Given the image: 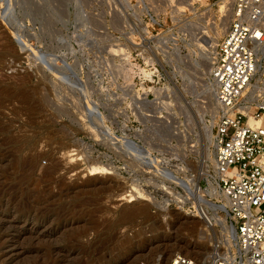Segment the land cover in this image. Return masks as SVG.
<instances>
[{
    "label": "rangeland",
    "instance_id": "1",
    "mask_svg": "<svg viewBox=\"0 0 264 264\" xmlns=\"http://www.w3.org/2000/svg\"><path fill=\"white\" fill-rule=\"evenodd\" d=\"M220 2L0 0V264L202 262L232 248L223 211L176 209L105 135L159 160L173 148V165L184 158L193 175L212 171L203 159L216 105L202 51L229 24L231 0L225 13ZM95 162L116 173L88 177Z\"/></svg>",
    "mask_w": 264,
    "mask_h": 264
},
{
    "label": "built area",
    "instance_id": "2",
    "mask_svg": "<svg viewBox=\"0 0 264 264\" xmlns=\"http://www.w3.org/2000/svg\"><path fill=\"white\" fill-rule=\"evenodd\" d=\"M226 11L229 24L224 34L214 47L202 51L209 62L217 113L211 130L214 164L198 184L205 203H209V186L217 189L235 241L228 251L214 247L205 261L176 254L167 264H264V0H231ZM251 119L259 120L260 126H250ZM164 155L173 165L175 150L169 148ZM106 165L116 173L115 166ZM146 174L151 176L148 184L147 180L159 183L156 176ZM202 181L206 187L200 185ZM144 191L153 197L151 191ZM173 202L176 209L187 206L193 216L207 217L205 203Z\"/></svg>",
    "mask_w": 264,
    "mask_h": 264
},
{
    "label": "bare ground",
    "instance_id": "3",
    "mask_svg": "<svg viewBox=\"0 0 264 264\" xmlns=\"http://www.w3.org/2000/svg\"><path fill=\"white\" fill-rule=\"evenodd\" d=\"M220 1L221 2H220V5H219V11L218 12L219 13H225L226 12L225 11L226 5L228 4V2L230 0H220ZM1 13H4V11L1 12ZM228 16H229V14H227V17H226V15L223 16V17L226 18L227 21H228ZM223 22H224V20H223ZM224 23H227L228 24V22H226V20H225ZM224 23H221V24L223 25ZM217 26H218V24L216 26L214 25V29ZM226 26L227 25L224 24L223 25V29L220 30L221 32H223V34L225 32ZM219 34L220 33L218 31L217 32V37H216L218 40L220 39ZM214 36H215V34L210 35L209 36V39L205 41V44H206L207 47H214L216 45V43H217L218 40L217 41H213V39L215 38ZM214 40H216V39H214ZM59 65L60 64H57V66H59ZM54 66H56V65H54ZM209 69H210V67H209V62H208V70ZM205 86L207 87V89H206L207 91H205V92L206 93L208 92V101H209L210 112H213V110L215 108V107H212V104H213L212 101H215L214 100V87H213L212 82H210V81H209L208 84L207 83L204 84V88H206ZM87 104H88V102H87ZM216 113H217V107H216ZM216 113H215V115H216ZM201 123L203 124V121L202 120H201ZM249 125L252 126V127H259L260 126V121L259 120H252L251 119L249 121ZM207 129H208V127H207ZM110 132L112 133L111 130H110ZM111 133L105 131L106 139L108 141H112L113 143L114 142L115 143H119L120 144V147H121L120 149L122 150V154L123 155L132 156V158H130V159L135 164L138 163V165H141L144 168V170L147 169V173H150L151 175L156 176L157 179H159L158 180L159 181V184L156 183L157 180H152V181H153V183H156L155 187L158 188L157 192L160 195H163L164 196L165 194H167V196L169 195V196L175 198L177 200V202L180 203L181 205L187 203L188 201H190L192 199L198 200L199 202H202L203 204L205 203V201H203V199H202V196H203V193L204 192H203L202 188L199 186L198 180L203 175H206V173L203 174V175H200V174H202V171H200L199 173L193 175L191 173V171H190L189 164L186 162V160L184 158L181 159V163H182V164H180L181 167L174 166V165L171 164V162H170L169 159L161 158L159 160L157 157H153L152 154H150V152L148 150H145L143 148H140L139 145L136 142H134L133 140H130L127 137H117L116 135H114V133H112V134ZM206 134L205 135L207 136V139L209 140L208 141L209 142V145L213 146V138H212L211 134L209 133V131ZM175 135L176 136H180V134H178V133H176ZM130 142H132V144L134 142L135 144L138 145L139 148L135 144H133V146H132L130 144ZM194 146H190V147H194ZM209 147H207V148L204 149V159H203L204 160V163L203 164H205V165H207V163H211L212 165L214 164V156H213L214 154H212L213 151H212V153H210L211 151H210V148ZM151 156L153 158H151ZM175 156H176V158H180L179 155H175ZM137 160H140V161H137ZM95 163H97V162H95ZM204 167H202V168H204ZM86 170L88 172V174H87L88 177H91V178L96 177L99 174L105 175V176L108 175V177H109V175H113V172L110 171L111 168H109L108 165H102V164L100 165L98 163L97 164L90 165V166H87ZM198 176H200V178H198ZM96 178L98 179V177H96ZM196 178H198V180ZM187 179H188V182H185V180H187ZM148 181H150V180H148ZM171 186H174L175 188H179L183 192V195H181L179 192L175 191V189L173 187H171ZM184 188L185 189L188 188V189L185 190ZM134 190H135L134 196L137 195V196H139V198L140 197H144L146 199L148 198V193L142 192V190L141 189H138V188H136ZM208 193H209L210 197L213 196V195L216 196V195L219 194L217 192V189L215 187L211 186V185L209 186ZM190 195H192L193 197L191 196L192 197L191 198ZM128 197L132 198L133 196L132 195H129ZM121 200H125V198H121L119 201H121ZM131 201L132 200H130V202ZM204 205L205 206H208L209 208L210 207H214V208H217V210L219 209L220 211H222V207L216 206L214 204H211L210 202L209 203H205ZM229 231H230L231 240H232L230 243L232 244L235 241L234 240V232H233L232 229H230ZM195 254H196V256H200V253L198 251L195 252ZM168 258H165V262H167V263L170 260Z\"/></svg>",
    "mask_w": 264,
    "mask_h": 264
}]
</instances>
